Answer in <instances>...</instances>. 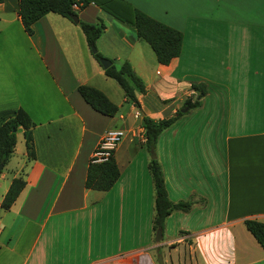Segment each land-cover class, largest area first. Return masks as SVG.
<instances>
[{
  "label": "crops",
  "instance_id": "crops-1",
  "mask_svg": "<svg viewBox=\"0 0 264 264\" xmlns=\"http://www.w3.org/2000/svg\"><path fill=\"white\" fill-rule=\"evenodd\" d=\"M123 1L183 35L180 54L160 64L131 25L107 13L96 47L130 63L146 90L134 89L140 108L105 76L77 23L48 13L28 34L17 1L0 2V111L30 116L34 152L28 157L24 146L11 169L10 179L25 185L0 207V264H157L158 249L164 264H264L244 224L264 222V0ZM102 11L91 2L77 15L94 22ZM192 83L206 85L201 104L161 132L150 157L142 115L158 120L184 109L197 96ZM81 84L102 91L116 113L94 110ZM114 128L125 133L113 152L120 175L107 191L86 188L88 162ZM152 157L168 198L194 201L166 217L160 240Z\"/></svg>",
  "mask_w": 264,
  "mask_h": 264
},
{
  "label": "trees",
  "instance_id": "trees-1",
  "mask_svg": "<svg viewBox=\"0 0 264 264\" xmlns=\"http://www.w3.org/2000/svg\"><path fill=\"white\" fill-rule=\"evenodd\" d=\"M3 0H0L2 2ZM17 14L26 33L32 34L33 24L48 13H55L72 21L71 15H77L79 9L84 8L93 2L109 15L131 25L135 29L137 39L146 42L156 60L160 64L167 65L180 54L182 46V32L170 27L137 8L132 7L123 0H16ZM75 6L77 8H75ZM78 16V15H77ZM73 22V21H72ZM77 24L80 26L88 47L96 46V40L105 29L102 19L96 22H86L81 19ZM92 53V52H91ZM93 57L100 64L99 59L104 57L99 51L92 53ZM105 76L113 79L123 90L124 95L138 108L139 102L134 89L145 93V86L141 79L136 76L128 61H123L119 67L112 65L103 68ZM192 89L197 91L194 100L187 98L184 102L185 108L190 110L201 104L202 97L206 94L204 83H192ZM77 91L83 100L97 112L113 116L117 111V105L100 90L85 84L77 87ZM183 115L181 110H177L174 115L166 118L154 120L146 115H142V126L144 128V144L149 151H154L158 136L162 131L171 126L178 117ZM33 122L30 116L21 108L4 109L0 111V164L5 167L11 157L16 145V131L19 127L23 129L24 146L26 155L30 158L34 156L33 144L30 129ZM148 169L152 180L154 191V215L152 219V229L154 232H163L166 217L174 210L189 211L193 200H180L172 202L167 195L164 185V176L161 164L152 157L148 163ZM120 171L113 157V154L103 162H93L92 158L88 162L84 185L86 188L107 191L118 179ZM25 185L23 177H15L11 180L3 198L0 202L2 209L9 208L16 200ZM244 224L247 230L255 238L264 250V222L256 219H245ZM161 254V249H158Z\"/></svg>",
  "mask_w": 264,
  "mask_h": 264
},
{
  "label": "rangeland",
  "instance_id": "rangeland-1",
  "mask_svg": "<svg viewBox=\"0 0 264 264\" xmlns=\"http://www.w3.org/2000/svg\"><path fill=\"white\" fill-rule=\"evenodd\" d=\"M101 15H102L101 18L100 17L99 18L102 19V21L105 22V23H106V20L110 18V16L107 13L103 12V11L101 12ZM97 21H98V18L96 19V22ZM89 50H90V52H92L91 48H89ZM96 50L98 51L97 47H96ZM105 58H107V57H105ZM113 63H114V65L116 67H119V65H120L118 62H113ZM115 85H117V84L115 83ZM117 87H119V86H117ZM118 89H119V91H121L120 90L121 88H118ZM150 98H152V96ZM124 135H125V133H124ZM23 150H24L23 135H22V133H18L16 135V145H15L14 151H13L11 157L8 159V161L6 163V166L2 170L6 174V178H1L0 179V198L2 197V194H3L4 190H5V188H7L9 182L11 181V179H10L11 169H13L14 167H18V164H19V161H20V158H21V152H23ZM153 152L156 155V151H153ZM151 156H152V153L150 151V157ZM252 264H258V263L254 262Z\"/></svg>",
  "mask_w": 264,
  "mask_h": 264
},
{
  "label": "built area",
  "instance_id": "built-area-1",
  "mask_svg": "<svg viewBox=\"0 0 264 264\" xmlns=\"http://www.w3.org/2000/svg\"><path fill=\"white\" fill-rule=\"evenodd\" d=\"M75 8L77 7L75 6ZM123 137V129L114 128L107 130L92 154V161L96 163L106 161L113 154Z\"/></svg>",
  "mask_w": 264,
  "mask_h": 264
},
{
  "label": "water",
  "instance_id": "water-1",
  "mask_svg": "<svg viewBox=\"0 0 264 264\" xmlns=\"http://www.w3.org/2000/svg\"><path fill=\"white\" fill-rule=\"evenodd\" d=\"M70 17H71L72 21L75 22V23H77L78 20H79L77 15L72 14ZM90 48H91L92 53H95L97 51L96 47L94 45H91ZM99 61H100L101 66L104 69L108 68V67H110L112 65V61L110 59H108V58H105V57L100 58ZM186 110H187V108H184L181 111L184 112ZM151 153H152L153 156H155L153 151H151ZM1 168H2V165L0 164V170H1ZM161 236H162V232L160 230H158L156 232V240H160ZM157 264H164V260H163L162 254H158L157 255Z\"/></svg>",
  "mask_w": 264,
  "mask_h": 264
}]
</instances>
